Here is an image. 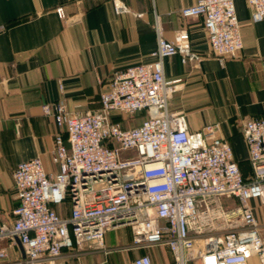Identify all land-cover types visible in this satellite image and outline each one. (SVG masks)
<instances>
[{"label": "built area", "instance_id": "built-area-1", "mask_svg": "<svg viewBox=\"0 0 264 264\" xmlns=\"http://www.w3.org/2000/svg\"><path fill=\"white\" fill-rule=\"evenodd\" d=\"M245 1L251 20L262 21L264 0ZM112 4L116 14L144 15L125 0ZM56 11L65 17L62 6ZM179 13L204 18L219 61L243 49L235 0H198ZM153 26L154 59L115 72L98 110L74 113L62 100L42 105L66 133L55 137L58 170L47 171L40 157L13 170L17 205L10 223L0 217V264H78L85 249L107 256L162 246L171 254L166 264H251L253 256L264 264V240L250 204L264 203V116L244 124L251 165L245 176L231 143L215 135L218 124L191 132L187 114L170 110L179 79H166L164 58L178 54L187 63L201 55L188 28L171 40L159 16ZM138 114L144 115L139 124L123 126ZM62 205L70 206L67 214L55 208ZM125 228L127 245H107L108 233ZM17 240L24 255L11 254ZM128 264L155 263L144 252Z\"/></svg>", "mask_w": 264, "mask_h": 264}, {"label": "crops", "instance_id": "crops-1", "mask_svg": "<svg viewBox=\"0 0 264 264\" xmlns=\"http://www.w3.org/2000/svg\"><path fill=\"white\" fill-rule=\"evenodd\" d=\"M197 1L125 0L133 12L144 14L136 17L116 14L112 0H0V217L4 222L13 220L17 205L12 173L18 163L40 157L47 171L58 170L53 161L55 137L66 133L53 117L44 115L42 105L62 100L74 113L98 110L100 94L115 72L154 59L156 16L168 39L175 40L179 28H188L192 48L201 55L199 61L187 63L178 54L164 58L166 79H179L170 110L187 114L191 132L218 124L215 135L231 143L243 174L251 173L243 129L248 119L264 116V19L253 22L246 1L235 0L244 46L236 57L221 62L208 41L204 18L179 13ZM60 6L64 18L56 11ZM250 204L264 240V203L252 199ZM63 206L55 208L63 213ZM124 232L126 242L111 231L107 245H126L131 236L129 229ZM20 253L17 242L11 254ZM128 256V251L106 256L85 249L77 263L128 264ZM250 262L260 264L257 256Z\"/></svg>", "mask_w": 264, "mask_h": 264}, {"label": "rangeland", "instance_id": "rangeland-1", "mask_svg": "<svg viewBox=\"0 0 264 264\" xmlns=\"http://www.w3.org/2000/svg\"><path fill=\"white\" fill-rule=\"evenodd\" d=\"M143 118H144V115L136 116L133 119V121H131L129 123H126V126L136 125ZM62 210H63V213L64 212H68L69 206L64 205ZM124 230L125 229H119V230L114 231V236L115 237H120L119 239H121L123 242H126ZM121 246H124V244L122 242H121ZM131 252H133V253H131ZM131 252L128 251L129 256H128V259H127V263L131 262L135 258V256L138 255L137 250H132ZM134 252H136V253H134ZM146 252L151 254V256H153V261H154L155 264H166V263L171 261V256L169 254V250L165 246L149 248V249H147ZM75 261L77 262L76 259H75Z\"/></svg>", "mask_w": 264, "mask_h": 264}, {"label": "water", "instance_id": "water-1", "mask_svg": "<svg viewBox=\"0 0 264 264\" xmlns=\"http://www.w3.org/2000/svg\"><path fill=\"white\" fill-rule=\"evenodd\" d=\"M67 145L69 146V144H67ZM17 242H18V244L20 245L21 251H22V253H23V255H24V251H23V247H22L21 242H20L19 240H17Z\"/></svg>", "mask_w": 264, "mask_h": 264}, {"label": "trees", "instance_id": "trees-1", "mask_svg": "<svg viewBox=\"0 0 264 264\" xmlns=\"http://www.w3.org/2000/svg\"><path fill=\"white\" fill-rule=\"evenodd\" d=\"M143 115V114H142Z\"/></svg>", "mask_w": 264, "mask_h": 264}]
</instances>
